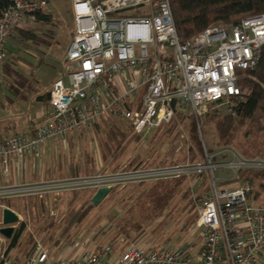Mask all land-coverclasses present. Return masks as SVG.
<instances>
[{"label":"built area","instance_id":"built-area-1","mask_svg":"<svg viewBox=\"0 0 264 264\" xmlns=\"http://www.w3.org/2000/svg\"><path fill=\"white\" fill-rule=\"evenodd\" d=\"M12 1L0 20V66L11 36L30 30L39 13H49L50 0ZM73 15L76 29L66 55L67 74H59L48 106L33 121L35 129L0 140L4 179L14 170L21 174L27 159L41 158L51 142L81 135L96 139L101 122L127 121L146 142L179 114L191 112L198 119L208 105L250 94L241 81L250 78L261 59L264 14L235 25H213L186 41L178 35L170 0H74ZM203 158L193 165L0 184L3 218L8 201L206 174L209 192L198 201L194 223L201 236L196 254L188 245L157 247L147 239L124 247V238L117 246L82 235L58 238L54 247L37 238L24 261L3 250L0 264H264V202L254 203L250 182L229 188L239 183L242 171L264 170V159L246 157L231 146H203Z\"/></svg>","mask_w":264,"mask_h":264},{"label":"rangeland","instance_id":"rangeland-1","mask_svg":"<svg viewBox=\"0 0 264 264\" xmlns=\"http://www.w3.org/2000/svg\"><path fill=\"white\" fill-rule=\"evenodd\" d=\"M73 2L74 0H50L52 22L45 25H38L36 22L29 28L30 30L26 31L34 33L36 39L23 42L21 40L22 37L19 38V34H16L15 36H11V39L7 43L5 62L0 66V122L2 120H5L4 122L11 120L15 126L12 130L16 129L18 132L30 130L29 127L34 125L33 121L36 114L44 106L46 108V105L37 100V95L39 92L45 93L51 91L55 82L60 79V73L67 74L66 55L76 29ZM6 68L12 69L11 73H8L9 71L6 72ZM20 76H23V78H20ZM232 106H234V103L231 102L219 106L208 105L202 109L201 113H207L215 109L224 112ZM174 120H179V117ZM5 125L9 126L10 124ZM177 127V131L179 132L178 138H175L177 132L168 135V133H165L166 131L161 132L153 140L150 139L153 135L152 133L146 142L135 137L132 142L126 143L124 150L120 154L121 156L117 160H112L110 155L107 161L103 157V150H106L104 145V128L102 131H96V139L94 140L89 139L86 135H81L77 139L69 138L68 140H61L57 144L51 145L52 156L48 155L46 157L45 163H48V168L46 167L45 172L51 173V176L49 178L46 177V179L72 177V167L78 168L79 165H81L80 167L86 166L88 159H94L93 164L97 168L94 167L95 169H91L90 171L84 168L79 174L81 176H92L125 169L129 170L136 166L150 165L149 167H155V164H149L150 161H154L155 159L159 161L166 160L168 162L172 160L175 162L173 164L176 165H193L202 161L204 159L203 151L199 152L196 149L190 136L188 125L184 122H178ZM199 134L203 146L208 150L221 147L218 146V137L214 125H201ZM73 145L75 146L74 150H72ZM258 146L264 147V139L258 141ZM190 151H193L196 156L193 161L189 158ZM137 158L139 160L136 161ZM42 162L41 159L37 161L39 169L42 168ZM218 173L220 174L221 172ZM206 177V174L200 175L195 172L180 176V179L184 178L186 181L181 194L178 196L179 198L175 199L167 207L163 215L154 221H147L144 223L142 230L132 233L130 240H127L124 247L130 245V243L138 241L142 243L150 239L156 243V246L161 247H178L189 243L192 253L196 254L201 248L200 232L193 230L197 219L196 211L199 201L197 197H202V193L206 195L209 192L210 185ZM171 180L161 181L168 182ZM203 181H205L204 184ZM155 182L158 183V181H150L114 188L113 192L107 195L98 206H95L82 221L78 220V218L83 209L86 208H82V206L89 199L90 190L81 192L79 199L73 204L70 203L72 193L58 198L47 195L43 198V202L48 204V208L45 211V218L47 217V220L44 219L42 225L45 224L43 226L45 227L48 225L47 223L53 222L55 226L44 231L38 226V221L34 219L33 212L29 211L24 215L20 210L21 206L36 199L29 198L26 201L22 199L14 202V205L22 212L23 218L25 220L28 219L29 229L26 234L32 232L34 241L35 238L37 239L42 235L55 239L68 236L70 240L78 239L83 235L85 239L88 236H93V240L96 239L97 243L106 244L112 243L111 239L117 232V221L123 216L126 218V216L130 215H128V212L133 204H135V199L148 189L147 186ZM240 184L242 183L233 184L229 188ZM135 189H139V191L134 192ZM186 190H192L193 192L196 190L191 199L184 198ZM133 194L134 199L130 198ZM261 198L264 199V193ZM39 200L37 198L36 201ZM55 203L58 208H53ZM191 205L193 207L196 206L192 212ZM54 212L56 213L55 216L52 215ZM139 213L140 208H135L134 214L137 216ZM168 213L170 214L168 215ZM113 215H117L118 217L115 218ZM61 217H64L63 220L60 221L59 225H56L58 219ZM111 218L114 219L112 220ZM192 220H194V223H191L185 230L184 226L186 223ZM24 248L27 247H17L12 253L20 255L24 252Z\"/></svg>","mask_w":264,"mask_h":264},{"label":"trees","instance_id":"trees-1","mask_svg":"<svg viewBox=\"0 0 264 264\" xmlns=\"http://www.w3.org/2000/svg\"><path fill=\"white\" fill-rule=\"evenodd\" d=\"M170 4L178 35L180 39L185 41L193 39L195 36L213 25H235L247 16L264 14V0H170ZM12 6V0H0V20L2 19L3 14L10 10ZM51 22L52 16L49 13L38 14V25L50 24ZM16 33L19 34V38L22 37L21 40L23 42L36 39V35L31 32L17 30ZM11 70L12 69L6 68V72L9 71L8 73H11ZM16 73L20 74L19 72ZM248 74L250 78L243 79L241 83L250 89V94L243 98H232L230 102L234 103V106L230 107L228 110L224 112L218 109L211 110L207 113H203L198 119L195 118L191 112L179 114V120H174L170 124L164 125L156 131H153V135L150 139H155L164 131H166L165 133H168V135L177 132L175 138H178V122H184L189 127V133L196 149L199 152H202L203 144L199 129L201 128V125L212 124L217 132L218 146H231L238 151L240 150V152L246 157L255 158L261 156L260 158L264 159V147L258 146V141L264 139V47L262 48L261 59L256 69ZM20 78H23V76H20ZM49 97L50 91H47L45 93L39 92L36 98L47 104ZM213 105L219 106L218 104ZM103 128L104 145L106 149L105 151L103 150V157L106 161L109 155L112 157V160H117L121 156L120 154L124 150L126 143L132 142L135 137L141 139L139 135L132 134L134 131L131 124L122 119H110L101 122L97 125L96 131H102ZM152 133L148 135V140ZM1 139H3V137H1ZM74 148L75 146L73 145L72 150H74ZM189 158L191 161L195 160L196 156L193 151H190ZM93 160L88 159L86 161V166L80 167L81 165H79L78 168L72 167V177L81 176L79 174L84 168L88 171L97 168L93 164ZM137 160H139V158H137L136 161ZM173 163L175 162L172 160L168 162L166 160L159 161L158 159H155L154 161H150L149 164H155V167L165 166L166 164L176 165ZM238 180L239 183L247 181L255 186L256 189L253 196L255 204H262L264 202V199L261 198L264 193V170H244L240 173ZM185 181L186 179L179 178L168 182L158 181V183L155 182L154 184L147 186L148 189L143 191L141 195L135 199V204L129 209L128 215H130L126 216V218L123 216L117 221V232L111 239L112 243L114 242L113 244L117 245V242L123 238L130 240L132 233L143 229L144 223L147 221H154L163 215L167 207L174 202L175 199L179 198L178 196L183 190ZM204 182L205 181H203V184ZM135 191H139V189H135L134 192ZM195 192L196 190L194 192L192 190H186V192H184V198L191 199ZM80 193L81 192L72 194L70 198L71 204L76 203L79 199ZM94 194L95 192L91 191L89 199L84 202L82 208H86L83 209L78 220L82 221L87 214L95 208L92 204V197ZM204 195L205 194L202 193L201 196L203 197ZM133 196L134 194L131 195L130 198H133ZM202 197L198 196L197 198L200 200ZM38 202L43 201L34 200L28 203L30 206L32 203L35 206L39 204ZM9 204L10 206H15L12 202ZM137 207L140 208V213L136 216L134 211ZM194 207L191 205V212ZM169 214L170 213H168V215ZM37 217V215H34V219ZM113 217L116 218L118 216L113 215ZM111 219L113 220L114 218ZM36 220L38 221V226H40V218L38 217ZM191 223L193 224L194 220L186 223L184 229L188 228ZM47 224L48 225L45 227L40 226V229L44 231L45 229H50L55 226L53 222ZM28 228L29 225H27V222L20 224L11 240L9 245L10 248H14L19 244L18 247H27L24 248L26 251L27 249H33L32 247L34 245L31 247V244L32 242L33 244L35 242L33 240L34 236L32 232L26 234ZM68 238V236L65 237L66 240H70ZM7 252L6 254L8 255ZM1 256L2 255L0 254V257Z\"/></svg>","mask_w":264,"mask_h":264},{"label":"crops","instance_id":"crops-1","mask_svg":"<svg viewBox=\"0 0 264 264\" xmlns=\"http://www.w3.org/2000/svg\"><path fill=\"white\" fill-rule=\"evenodd\" d=\"M49 7H50L49 14H50V12L52 11V8H51V6H49ZM40 102L42 104L46 105V107L48 106V103L45 104L43 101H40ZM43 108H45V106ZM43 108L40 109V111L36 114V116L38 114H40V112L43 111ZM6 120H8V119H6ZM4 121L5 120H2L3 123L0 122L1 123L0 124L1 125V127H0V140H1V137H3V139H6V138L10 137L12 134L18 132L16 129L12 130L13 128H15V126H14V123L11 120H8L9 121V122L7 121L8 123L7 122H4ZM5 124H10L11 126L9 125L10 126L9 127L8 125H5ZM29 129L30 130H27V131L24 130L23 132L30 133L31 131H33L35 129L34 125L33 126H30ZM53 144H55V143H52L51 142V143H49L46 146V149H45V152H44L42 158L32 157V158L27 159L26 165H25V169H24V171L21 174L19 172H16L14 170V172H12V174H11V176H10L9 179H4V176L2 174H0V184L13 183L15 181H17V182H20V181L21 182L22 181H26V182H36V181L44 180V179H46V177L49 178V176H51L50 175L51 173H46L45 172L46 167L48 168V163H45V160H46V157L48 155H50V157L52 156V153H51V145H53ZM40 159L43 161L42 162V166H41L42 168L41 169L38 168V164H37V161L40 160ZM48 172H50V171H48ZM67 195H69V194H67ZM32 199H36L37 200V198H32ZM41 201H43V200H41ZM10 202L14 203V202H18V201H8V207H9V209H11L13 212H15L19 216V218H20L19 223H17V224L14 225V227H15V233L18 230V228H19V226H20L21 223L27 222V225H29L28 219L25 220L23 218L22 212L24 213V215H26L27 212L31 211V212H33V217H34V215L37 214V216L40 218V220H39L40 226H44L45 225V224L42 225V223H44L43 220L44 219L47 220V217L45 218V214H46L45 211L48 208V204H46L45 202H38L39 204H37L35 206H34L33 203L31 204V206L29 204L30 202L29 203H26V204H24L23 206L20 207V210L22 212H20V210H19L18 207L10 206V204H9ZM53 208H58L56 203L54 204ZM54 210L57 212L56 209H54ZM54 215H56L55 212H54ZM63 218L64 217L59 218L58 219V222L56 223V225H59L60 224V221H62ZM2 222H3V218H1V215H0V228L3 227ZM37 224H38V222H37ZM15 233H14V235H15ZM43 234H45V233H43ZM14 235H13V237H14ZM12 238L11 239H7V238H5V237H3V236L0 235V239H1L0 252H2L3 250L7 252L9 250L7 252L8 253V256H10L12 258H15V259H18L19 261H24L28 256H30L31 252L34 250L35 242L33 244L34 246L33 247L31 246L33 249H27V251L25 249L24 252H22V254L15 255V254L12 253V251L15 248H17L19 246V244L16 245L14 248H10L9 245L11 243ZM200 238H201V236H200ZM38 239H43L44 244L47 245V246H49V247H54L55 240H56L55 238H50L49 236L47 237L45 235L40 236ZM35 240H36V238H35ZM200 241H201V239H200ZM48 244H50V245H48ZM187 245L188 246H191V245H189V243ZM180 246H182V245H180ZM157 247H161V246H157ZM162 247H165V246H162Z\"/></svg>","mask_w":264,"mask_h":264},{"label":"water","instance_id":"water-1","mask_svg":"<svg viewBox=\"0 0 264 264\" xmlns=\"http://www.w3.org/2000/svg\"><path fill=\"white\" fill-rule=\"evenodd\" d=\"M112 191L113 189L111 188L99 189L98 191L95 192V194L92 197V204L94 206H98ZM19 221H20L19 216L11 209L4 210L3 212L4 226L0 228V235L7 239H11L15 233L14 225L19 223ZM0 245H1V239H0Z\"/></svg>","mask_w":264,"mask_h":264}]
</instances>
